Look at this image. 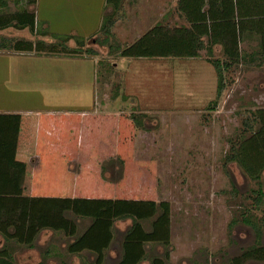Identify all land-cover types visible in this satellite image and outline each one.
Returning a JSON list of instances; mask_svg holds the SVG:
<instances>
[{
    "label": "rangeland",
    "instance_id": "1",
    "mask_svg": "<svg viewBox=\"0 0 264 264\" xmlns=\"http://www.w3.org/2000/svg\"><path fill=\"white\" fill-rule=\"evenodd\" d=\"M24 9L36 12L38 31L85 39L98 54L68 53L76 41L61 52L59 40L55 51L47 42L46 55L8 51L4 41L45 38L29 30L0 32V114L7 117L0 195L168 202L171 246L148 247L142 264L167 252L168 264H229L264 247V199L257 203L258 185L228 159L232 146L252 133L244 135V123L264 109V67L226 71L219 96L209 62L225 60L219 48L198 58H122L91 44L111 13L107 0L11 1L2 13ZM176 9L177 0H124L112 44L131 46L158 24L183 26ZM257 47L256 40L241 46ZM262 184L264 191V176ZM130 227L117 223L102 264H120ZM70 241L45 231L33 248L14 245L12 254L16 264H97L89 252L70 255Z\"/></svg>",
    "mask_w": 264,
    "mask_h": 264
},
{
    "label": "trees",
    "instance_id": "2",
    "mask_svg": "<svg viewBox=\"0 0 264 264\" xmlns=\"http://www.w3.org/2000/svg\"><path fill=\"white\" fill-rule=\"evenodd\" d=\"M11 1L19 4L20 0H0V32L8 29L29 30L45 39L37 44L20 41L12 45L4 41L1 44L5 50L46 55L48 51L44 48L48 46L47 42L51 44L50 50L55 51L53 48L57 45L53 42L59 40V44L65 45L61 52L67 51L66 44L76 41L77 49H69L71 51L68 53L84 51L93 56L98 54L93 49H86L85 39L80 40L75 36L58 39L48 31H38L36 12L24 9L11 14L2 13L9 8ZM37 1L28 0V4L36 5ZM254 1L177 0L176 10L184 22L183 26L171 28L158 24L134 44L123 49L112 42L113 30L123 10L124 0H107L111 13L108 12L104 18L99 35L94 36L91 44L108 48L111 55L117 54L128 59L198 58L203 50L213 55L219 48L225 60L209 59V62L218 75L220 96L225 88L226 71L236 66L264 67V6L254 5ZM255 40L258 43L257 50H242V44ZM6 124V115L0 114V154L3 151ZM244 124V135L252 133L232 146L228 159L258 185L256 201L260 205L264 199V109L253 113L252 119ZM255 125L260 128L254 130ZM246 220L256 236L261 238L262 231L258 225ZM123 221H130L131 227L122 242L120 264H142L148 260V247L163 246L167 249L171 246V207L168 202L0 195V264H16L11 247L33 248L45 231L69 238L71 241L67 245V252L70 255L80 256L89 252L97 256V264H102L115 239L116 225ZM84 223L88 225L80 232L79 226ZM169 260L170 253L167 252L162 257H153L150 263L168 264ZM248 260L264 262V247H252L229 264H244Z\"/></svg>",
    "mask_w": 264,
    "mask_h": 264
},
{
    "label": "crops",
    "instance_id": "3",
    "mask_svg": "<svg viewBox=\"0 0 264 264\" xmlns=\"http://www.w3.org/2000/svg\"><path fill=\"white\" fill-rule=\"evenodd\" d=\"M5 150V146L3 145V151ZM3 153V152H2ZM2 153L0 154V159H1V157H2ZM36 159V158H35ZM33 158L32 159H30V164H33ZM38 160V159H37ZM38 163V162H37ZM57 188H59L60 189V191H61V189H62V187L59 185V186H56ZM63 190H65L64 188H63ZM119 257L122 259V242H121V248H120V251H119Z\"/></svg>",
    "mask_w": 264,
    "mask_h": 264
}]
</instances>
